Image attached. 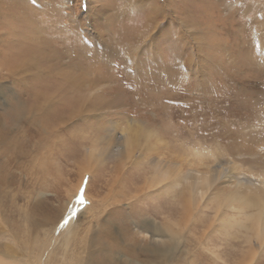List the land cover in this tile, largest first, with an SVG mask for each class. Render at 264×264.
<instances>
[{"label": "rangeland", "instance_id": "1", "mask_svg": "<svg viewBox=\"0 0 264 264\" xmlns=\"http://www.w3.org/2000/svg\"><path fill=\"white\" fill-rule=\"evenodd\" d=\"M262 208L264 0H0L1 261L264 264Z\"/></svg>", "mask_w": 264, "mask_h": 264}, {"label": "bare ground", "instance_id": "2", "mask_svg": "<svg viewBox=\"0 0 264 264\" xmlns=\"http://www.w3.org/2000/svg\"><path fill=\"white\" fill-rule=\"evenodd\" d=\"M155 171V170H154ZM156 172H157V175H156ZM156 172H154V174H153V176H152V178H151V184L153 185L156 181L157 182H159L160 183V181L161 180H163V179H165L167 176H168V171L167 170H165L164 169V164L162 165V166H159L158 168H157V171ZM215 172V174L216 173H218V172H216V171H214ZM215 174L213 173V175L212 176H215ZM209 175V174H208ZM207 176V175H206ZM168 186H170L169 184H167ZM154 186H155V184H154ZM166 186V185H165ZM233 200H237V198L236 197H232V196H229V197H227V201L228 202H232ZM241 200L244 202V203H246V200H245V198H241ZM262 204H263V201H262ZM261 204V205H262ZM242 206L243 205H240V207L242 208ZM261 211H260V216L258 217L259 219H260V228H259V231H258V234H259V236H264V208H262V209H260ZM228 225H229V223H227ZM156 226V225H155ZM146 227V226H145ZM146 229V228H145ZM153 235V234H152ZM151 235V236H152ZM154 236V235H153ZM165 236V235H164ZM163 237V236H162ZM167 237V236H166ZM163 238H165V237H163ZM170 238V237H169ZM165 241V240H164ZM167 241L169 242V240H168V238H167ZM158 242H160V241H158ZM166 242H164V244H165ZM168 245H169V243H168ZM168 248V247H167ZM10 250L9 249V247L7 248L6 247V250ZM7 250V251H8ZM169 253V252H168ZM1 255V254H0ZM167 249H161V250H156L155 251V253L153 254V256H154V260L155 261H157V262H159V263H164L165 262V259L166 258H168L167 257ZM169 256V255H168ZM4 257V256H3ZM2 257V258H3ZM13 257V256H12ZM2 259L0 258V263L1 264H21L20 262H18V261H15L16 259H14V258H7V257H4L3 258V261H1Z\"/></svg>", "mask_w": 264, "mask_h": 264}, {"label": "snow or ice", "instance_id": "3", "mask_svg": "<svg viewBox=\"0 0 264 264\" xmlns=\"http://www.w3.org/2000/svg\"><path fill=\"white\" fill-rule=\"evenodd\" d=\"M156 3H159L161 5L165 4L168 2V0H155ZM138 3L140 4V6H143L145 3V0H138ZM119 138V137H118ZM228 162L225 159H222L220 161V163H226ZM217 167H219V164H217ZM233 176H235L234 172H231L229 169H225L224 170V174L221 178V185L225 182L226 179H231ZM87 180V178H85ZM241 180L248 182L249 178L247 177H240ZM83 192H84V187L82 186L81 189L79 190V192L76 194L75 196V201L81 205H83L85 203L84 197H83ZM153 193H149V195H152ZM68 216H75V209H71L68 213ZM68 216H65L64 219L62 220L60 227H63L67 222H68Z\"/></svg>", "mask_w": 264, "mask_h": 264}]
</instances>
